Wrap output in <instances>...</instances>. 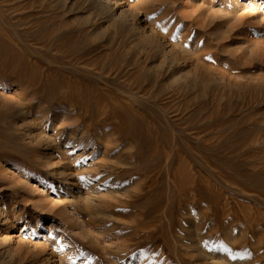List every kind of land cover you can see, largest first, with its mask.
<instances>
[{
	"label": "rangeland",
	"instance_id": "obj_1",
	"mask_svg": "<svg viewBox=\"0 0 264 264\" xmlns=\"http://www.w3.org/2000/svg\"><path fill=\"white\" fill-rule=\"evenodd\" d=\"M0 29V264H264V0H0Z\"/></svg>",
	"mask_w": 264,
	"mask_h": 264
},
{
	"label": "bare ground",
	"instance_id": "obj_2",
	"mask_svg": "<svg viewBox=\"0 0 264 264\" xmlns=\"http://www.w3.org/2000/svg\"><path fill=\"white\" fill-rule=\"evenodd\" d=\"M10 1V0H9ZM40 1V0H39ZM97 2V0H96ZM71 4V3H70ZM25 5V4H24ZM61 5V4H60ZM23 7V6H22ZM70 7V6H69ZM27 8V7H26ZM63 8V7H62ZM59 10V9H58ZM34 14V13H33ZM79 16V15H78ZM81 17V16H80ZM28 29V28H27ZM1 30V29H0ZM44 33V32H43ZM171 35V34H170ZM143 36V35H142ZM151 37V36H150ZM163 37V36H162ZM168 37V36H167ZM171 37V36H170ZM112 38V37H110ZM143 38V37H142ZM146 38V39H145ZM153 38V37H152ZM152 38H148L147 36L144 37L145 42H146V46H147V58L146 61L147 63H166V61H161L159 58L160 56L163 54L164 49H162L161 47L163 46L164 43L158 42L155 43L153 40H151ZM143 39V40H144ZM106 43V42H105ZM165 45V44H164ZM176 56H174V58L172 59L173 62L171 63H176L175 59ZM171 59V58H170ZM154 81V80H153ZM65 130V129H64ZM76 139V138H75ZM68 142V141H67ZM69 182V181H68ZM89 182V181H88ZM93 183V182H92ZM3 220V219H2Z\"/></svg>",
	"mask_w": 264,
	"mask_h": 264
}]
</instances>
